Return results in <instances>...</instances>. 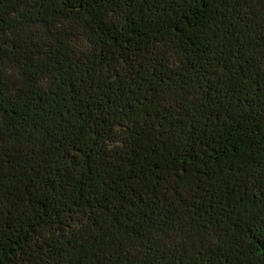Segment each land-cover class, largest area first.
<instances>
[{
  "label": "trees",
  "instance_id": "1",
  "mask_svg": "<svg viewBox=\"0 0 264 264\" xmlns=\"http://www.w3.org/2000/svg\"><path fill=\"white\" fill-rule=\"evenodd\" d=\"M0 264H264V0H0Z\"/></svg>",
  "mask_w": 264,
  "mask_h": 264
}]
</instances>
